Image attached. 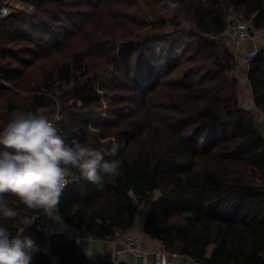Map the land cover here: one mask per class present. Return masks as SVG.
<instances>
[{
    "label": "trees",
    "instance_id": "16d2710c",
    "mask_svg": "<svg viewBox=\"0 0 264 264\" xmlns=\"http://www.w3.org/2000/svg\"><path fill=\"white\" fill-rule=\"evenodd\" d=\"M21 1L36 3L33 27L22 26L26 16L21 13L0 20V79L17 89L12 61L30 64L46 48H71L86 30L79 22L83 15L93 24L98 8L122 4ZM143 1L154 16L148 28L143 19L144 28L130 35L84 37L91 48L73 51L54 71L42 70L29 101H14L11 89L0 83V129L14 113L44 108L58 111L53 124L66 143H86L91 136L100 141V150L113 140L122 144L116 156L105 157L122 161L119 177H105L102 186L70 177L53 209L85 234L120 237L144 207L143 233L171 253L199 264H264V135L253 112L239 103L237 80L229 75L235 56L220 35L229 11L262 28L264 0ZM172 3L178 7L171 9ZM19 41L27 45L15 47ZM155 44L170 49L159 59ZM87 50L99 56L97 66L112 67L114 74L101 76L87 61ZM247 79L254 105L264 115V49L250 59ZM104 99L107 109L101 114L95 107ZM6 199L17 214L0 218V225L13 236L31 225L18 214L45 213L26 208L12 195ZM171 216L180 220L169 222ZM49 251L55 264H113L88 258L60 231L49 234ZM30 264H51V259L39 251Z\"/></svg>",
    "mask_w": 264,
    "mask_h": 264
},
{
    "label": "clouds",
    "instance_id": "9594fccd",
    "mask_svg": "<svg viewBox=\"0 0 264 264\" xmlns=\"http://www.w3.org/2000/svg\"><path fill=\"white\" fill-rule=\"evenodd\" d=\"M169 7L175 9L178 4ZM99 142L90 136L86 143L76 139L66 143L44 115L14 113L0 129V218L11 219L17 214L6 194L28 209L50 215L59 205L70 177L71 182L85 180L97 186H102L105 177H119L122 161L105 157L116 156L122 144L113 140L110 148L100 150L96 147ZM22 232L13 236L0 225V264H30L28 253L34 241Z\"/></svg>",
    "mask_w": 264,
    "mask_h": 264
},
{
    "label": "rangeland",
    "instance_id": "374dc122",
    "mask_svg": "<svg viewBox=\"0 0 264 264\" xmlns=\"http://www.w3.org/2000/svg\"><path fill=\"white\" fill-rule=\"evenodd\" d=\"M4 1H9L12 6V13H21L26 16V22H22V26L28 28V27H33L34 26V21H30L33 19V16L38 14L39 11L36 8V3L29 2L25 3L20 0H0V4ZM87 10V7L85 8L84 11ZM232 12H228V14H231ZM85 14V12H84ZM227 14V15H228ZM235 15V13H232ZM236 17L240 20H245L242 18L241 15L236 14ZM86 17L83 15L82 18L79 19V22L81 25H85L86 27L84 34H78L77 37H79L75 42V44L72 45V47H64V49H55L50 52L48 51V48L45 50L41 51V54H37L36 57L30 58L29 60L31 61L30 64H24V62L20 63L17 61H12V65L14 67V72L12 73V78L14 81H17L21 89H17L11 85V82L9 81H4L0 79V83L8 88L11 89V98L14 101H19L21 99H27L29 101L30 95L33 93V88L41 83L42 81V70H56L55 65L58 63L63 62L65 59H67V56L71 54L73 51H83L85 49H90L91 44H88V42L84 39V37H89L90 35L91 38L98 36L101 32L111 33H119V35H122L123 33H130L133 34L136 31L142 30L144 27H141L142 25V20L144 19L147 22L146 28L150 26V23L154 20V16L151 13L150 9L147 7L145 2L143 0H128L124 1L122 0V4L116 5V6H110L108 7H102L98 8V11L96 10L94 12V23L89 24L87 22ZM247 21V20H245ZM110 25V26H107ZM42 28V27H41ZM88 28V29H87ZM40 29V28H39ZM41 30V29H40ZM45 35V34H44ZM128 35V34H127ZM222 37V36H221ZM223 43L229 42L227 39L222 37ZM27 45V42L19 41L17 44H15V47ZM225 45V44H223ZM234 47V45H232ZM89 47V48H88ZM162 47L160 44H155L152 46V49L154 51H157L159 55V59L161 55H164L162 50L168 51L170 48L165 47V49H161ZM93 48V47H92ZM182 49V42L178 43L176 47L174 48L175 54H178ZM50 50V49H49ZM87 50V51H88ZM89 55L87 56V61H89L90 65L97 66L96 63L100 60L99 56L97 54L90 55V51H88ZM185 66L190 65L187 63H184ZM244 67L247 65V61L244 59L243 62ZM98 68V73L101 76L104 77H110L114 74L112 67H108L104 64L99 65L96 67ZM19 71V73L17 72ZM18 73V74H17ZM229 75L231 77L236 78L237 80V96L239 98V103L241 106L250 109L254 117L257 121V125L261 132L264 135V115L261 112L259 108H256L253 102V95L251 89L249 88V81L246 79L247 76H245L243 68L241 69L240 67H235L232 71L229 72ZM28 101L24 100L25 103H29ZM107 99H104L102 101V104L100 106L95 107L97 111L104 112L107 109ZM41 110L45 113V115L52 119L53 122L55 119L59 117L58 111H50L49 109H38ZM37 110V111H38ZM36 112V111H35ZM32 112V113H35ZM246 175L250 177V171H246ZM155 195L158 194V191L154 192ZM54 210H51L50 215L51 221L53 220L54 216L53 213ZM147 212V209L144 207L138 208L136 211V217H135V228H132L129 232H138V230L141 232L143 239H145L146 235L142 231V224L144 220V214ZM49 215V218H50ZM179 217L171 216L168 218L169 222H177L179 221ZM133 230V231H132ZM24 231L23 228L19 230ZM123 236V235H122ZM121 236V237H122Z\"/></svg>",
    "mask_w": 264,
    "mask_h": 264
},
{
    "label": "built area",
    "instance_id": "2783aa9c",
    "mask_svg": "<svg viewBox=\"0 0 264 264\" xmlns=\"http://www.w3.org/2000/svg\"><path fill=\"white\" fill-rule=\"evenodd\" d=\"M12 6L9 1H4L0 4V20L9 17L12 14ZM263 37L260 38L257 34V29L251 27V25L244 21L238 19L235 15L228 14L226 16V24L222 29L220 35L234 44L235 48L241 50L245 60L247 61V69L250 59H252L260 50L264 49V26L260 28ZM34 114L44 115L48 118L45 113L41 110L36 111ZM52 123L53 120L48 118ZM18 217L26 223H34L35 221H41L46 234H50L49 231V215L44 213L40 215L38 212L32 213V215H21ZM22 236L31 238L34 241L33 249L29 251L31 259L34 257L35 253L42 251L47 253L51 259V264H55L54 257L50 254L49 244H41L37 241L34 234L28 229L22 232ZM121 243L125 251L136 256H142L147 253V246L143 239L141 232H127L121 238ZM162 249H157L152 252L153 254V264H169L162 260ZM174 256L176 253H172Z\"/></svg>",
    "mask_w": 264,
    "mask_h": 264
},
{
    "label": "crops",
    "instance_id": "0c3cea01",
    "mask_svg": "<svg viewBox=\"0 0 264 264\" xmlns=\"http://www.w3.org/2000/svg\"><path fill=\"white\" fill-rule=\"evenodd\" d=\"M21 1V0H20ZM257 34L260 38L263 37L260 29H257ZM224 38V37H223ZM226 39V38H225ZM226 46L232 51L235 56V67L243 68L245 76H247V65L244 67V56L241 50L233 47L232 41L228 40ZM234 67V68H235ZM247 79V77H246ZM250 88V85H249ZM251 92V91H250ZM53 213V212H52ZM52 216V215H51ZM49 218V231L50 233L60 231L74 239L78 245L82 248L85 255L95 261H111L113 264H153L152 252L157 249H162V260L169 264H199L183 254H177L174 256L171 252L164 249L160 241L145 237L144 241L147 246V253L142 256H136L128 253L124 250L121 243V236L113 239H99L90 235L85 234L82 230L75 228L67 224L61 219L55 212L53 213V220ZM132 228H135L134 226ZM131 228V229H132ZM130 229V230H131ZM133 231V230H132ZM138 232H140L138 230ZM87 252H92L89 256Z\"/></svg>",
    "mask_w": 264,
    "mask_h": 264
},
{
    "label": "water",
    "instance_id": "95a60500",
    "mask_svg": "<svg viewBox=\"0 0 264 264\" xmlns=\"http://www.w3.org/2000/svg\"><path fill=\"white\" fill-rule=\"evenodd\" d=\"M29 230L34 234L37 241L41 244H49V234H46L41 221H35L29 226Z\"/></svg>",
    "mask_w": 264,
    "mask_h": 264
}]
</instances>
